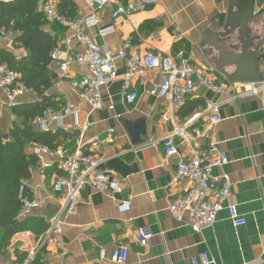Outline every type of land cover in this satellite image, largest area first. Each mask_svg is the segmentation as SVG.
<instances>
[{
  "label": "crops",
  "instance_id": "crops-1",
  "mask_svg": "<svg viewBox=\"0 0 264 264\" xmlns=\"http://www.w3.org/2000/svg\"><path fill=\"white\" fill-rule=\"evenodd\" d=\"M60 3L74 7L71 19L62 16L68 23L88 14L83 0H40L38 9L50 5L57 12ZM114 9L112 4L96 12L101 18L99 28L112 26L111 35L99 37L98 28L85 31L97 45L116 53L129 42L128 55L181 53L194 80L208 76L228 93L197 83L165 122L167 102L149 94L151 84L160 80L159 71L132 78L127 92L135 93L137 100L129 105L122 94L125 65L117 62V79L101 90L104 106L91 110L70 87L72 81L88 76L86 67L73 63L61 74L53 64L56 79L49 94L59 111L70 106L77 114L65 116L60 127L47 122L46 132L53 136L50 143L62 148L66 157L80 151L96 158L97 170L120 182L122 192L112 198L85 184L75 214L64 220L61 234H47L40 223L49 227L44 215H53L59 205L52 185L61 174L56 168L43 170L37 160L30 178L21 184L24 196L38 207L23 211L21 206L17 220H29L27 228L0 248V264H112L111 253L119 247L128 251L124 264H190V258L200 254H207L214 264H264V95L236 96L232 89L264 79V0H153L143 11L112 19ZM42 30L60 50L64 40L72 38L69 26L56 20ZM18 36L16 31L1 29L0 52L16 59L26 56L27 51L15 43ZM70 50L73 57L83 53L84 46L73 40ZM36 101L34 94L26 92L21 103ZM215 105L219 120L212 123L207 109ZM14 123L20 119L6 107L0 90V133L5 139ZM84 124L88 129L80 137ZM34 129L41 132L35 123ZM174 129L181 133L173 138L177 155L166 157L162 141ZM32 146L25 148L29 155ZM213 150L226 154L228 163L212 175L230 182L229 203L246 224L234 230L222 211L211 227L195 233L189 218L178 222L168 211L190 184L170 183L179 163L193 156L211 158ZM120 202H129L130 210L119 213ZM140 228L151 235L149 247L137 241Z\"/></svg>",
  "mask_w": 264,
  "mask_h": 264
},
{
  "label": "built area",
  "instance_id": "built-area-1",
  "mask_svg": "<svg viewBox=\"0 0 264 264\" xmlns=\"http://www.w3.org/2000/svg\"><path fill=\"white\" fill-rule=\"evenodd\" d=\"M153 0H83L88 9V14L79 16L67 22L58 16L55 9L50 5H45L41 10L47 22L56 20L61 25L69 26L72 38L64 40L62 50L55 49L51 52L50 58L56 64L57 70L61 74H66L69 66L73 63L86 67L88 76L78 81H72L70 87L79 93L91 110H100L104 106L101 90L117 79L116 64L123 62L125 73L123 77L122 94L126 104H133L137 100L135 93H128L130 82L134 76L143 79L148 73L159 71L160 80L150 86L149 94L156 99L167 102L168 114L163 115L162 120L167 122L170 115L176 112L183 104L185 98L192 93L196 84H200L209 90L225 95L228 89L217 86L208 76L198 75L197 80L193 79V70L190 68L187 59L181 54L157 55L145 53L143 55H128L130 44L125 45L116 53L106 50L97 45L92 39L85 35L86 30L97 29L99 37L104 38L114 32L112 26L99 28L101 18L96 12L112 4L115 9L111 13L112 19L128 17L131 14L143 11ZM75 40L84 46V52L70 57L72 41ZM64 55L62 58L61 56ZM236 96L264 95V79L257 83L241 85L239 88L233 87ZM0 90L5 98V105L12 109L20 104L26 91L21 83L17 81V76L10 72L5 65L0 64ZM211 112L210 121L218 122L217 106L207 109ZM77 111L70 106H66L61 111L47 110L43 115L35 120L37 129L41 132L47 131V122H54L60 127L65 116L76 115ZM88 129L87 124L81 127L80 137ZM181 135L180 131L174 129L168 133L162 141V147L166 157L177 155V149L173 138ZM213 157L204 158L193 156L188 161L178 164L177 171L170 183L175 186L182 181H188L190 186L185 194L176 198L168 207V211L178 222L184 218H189L190 227L193 232L199 233L202 229L211 227L220 212L226 211L228 220L234 230L245 226L244 218L239 214L237 207L229 203L230 182L224 180L220 182L212 175L214 169L221 168L228 163L226 154L223 152L211 151ZM32 155L40 161L43 170L56 168L60 176L56 178L52 185L53 192L58 196L59 205L55 213L49 219L47 234H61L64 220L73 216L79 201V194L83 186L91 184L97 192L107 194L110 197L121 194L122 185L120 182L110 178L108 175L97 170L99 161L91 156H86L80 151H76L72 156L66 157L62 148H49L44 145H33ZM45 158V159H43ZM25 186L20 184L18 188V198L21 201L23 211L38 207L36 202H31L25 196ZM119 213L130 210L129 202H120L117 206ZM151 235L147 228L138 230L137 241L139 245L149 247ZM127 249L119 247L112 251L110 261L112 264H124L127 257ZM33 255V252H30ZM190 264H214L207 254L192 256Z\"/></svg>",
  "mask_w": 264,
  "mask_h": 264
},
{
  "label": "trees",
  "instance_id": "trees-1",
  "mask_svg": "<svg viewBox=\"0 0 264 264\" xmlns=\"http://www.w3.org/2000/svg\"><path fill=\"white\" fill-rule=\"evenodd\" d=\"M40 0H13L0 2V30H13L19 33L15 43L20 45L27 55L16 59L11 54L1 51L0 64L5 65L17 76L26 92L34 94V103H20L11 109L14 116L20 119L13 124L8 138L0 133V248L4 249L12 236L26 230L29 220L18 221L21 201L18 188L23 181L30 178L31 168L37 164V158L25 152L27 145H44L56 148L49 139L48 132L34 129L35 120L47 110L59 111L55 97L49 94L56 75L54 62L50 58L53 50L58 48L57 41L46 34L42 28L47 20L41 9ZM73 5H58L56 13L71 19ZM12 23V25H10ZM40 223V222H39ZM41 229L46 232L45 223ZM36 263V262H35Z\"/></svg>",
  "mask_w": 264,
  "mask_h": 264
},
{
  "label": "water",
  "instance_id": "water-1",
  "mask_svg": "<svg viewBox=\"0 0 264 264\" xmlns=\"http://www.w3.org/2000/svg\"><path fill=\"white\" fill-rule=\"evenodd\" d=\"M134 144H136V143H134ZM56 209H57V208H55L53 211L55 212ZM51 216H52V214H51V215H48V214H47V215H44V217H45L46 219H48V220L51 218Z\"/></svg>",
  "mask_w": 264,
  "mask_h": 264
},
{
  "label": "bare ground",
  "instance_id": "bare-ground-1",
  "mask_svg": "<svg viewBox=\"0 0 264 264\" xmlns=\"http://www.w3.org/2000/svg\"><path fill=\"white\" fill-rule=\"evenodd\" d=\"M124 18V17H123Z\"/></svg>",
  "mask_w": 264,
  "mask_h": 264
}]
</instances>
